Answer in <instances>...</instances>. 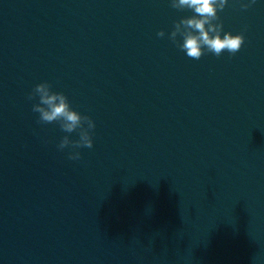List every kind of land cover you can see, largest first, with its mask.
Returning a JSON list of instances; mask_svg holds the SVG:
<instances>
[{
	"label": "water",
	"instance_id": "obj_1",
	"mask_svg": "<svg viewBox=\"0 0 264 264\" xmlns=\"http://www.w3.org/2000/svg\"><path fill=\"white\" fill-rule=\"evenodd\" d=\"M242 3V48L193 60L170 0H0V264H264V0ZM43 81L96 123L80 160L37 123Z\"/></svg>",
	"mask_w": 264,
	"mask_h": 264
},
{
	"label": "clouds",
	"instance_id": "obj_2",
	"mask_svg": "<svg viewBox=\"0 0 264 264\" xmlns=\"http://www.w3.org/2000/svg\"><path fill=\"white\" fill-rule=\"evenodd\" d=\"M255 2L256 0H251V3H242L241 9L246 11ZM228 3L229 0H170V7L179 11L189 10L192 15L174 21L168 38L193 60H199L205 52L216 57L224 52L234 56L245 43L246 28L235 35L224 31L220 13ZM165 35L164 30L157 32L160 38ZM27 99L36 101L32 105V111L38 113L37 123L58 124L62 132L69 134L64 135L57 144L59 151L68 150L69 160H80L79 149L93 147L95 121L74 110L63 92L54 91L49 82L43 81L34 86ZM72 133H76L78 139H72Z\"/></svg>",
	"mask_w": 264,
	"mask_h": 264
}]
</instances>
